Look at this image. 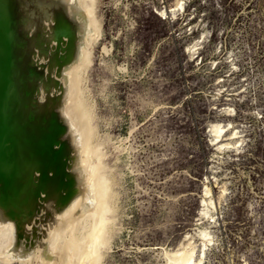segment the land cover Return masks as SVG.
<instances>
[{
	"label": "rangeland",
	"instance_id": "rangeland-1",
	"mask_svg": "<svg viewBox=\"0 0 264 264\" xmlns=\"http://www.w3.org/2000/svg\"><path fill=\"white\" fill-rule=\"evenodd\" d=\"M80 1L73 18L59 2L45 1L39 19L30 15L25 62L0 48V102L16 65L30 74L34 68L30 96L46 101L38 112L49 137L30 174L29 203L15 210L0 111V251L7 257L0 252V264H48L52 252L51 264H78L90 248L89 264H182L187 256L191 264H264V0H95L99 28L90 35L78 24L89 0ZM73 38L89 51L79 81L92 110L96 155L89 157L63 116L71 76L63 61ZM215 124L223 128L216 142ZM95 176L113 183L109 224L96 233L99 218L79 214L82 197L71 193L77 184L96 188ZM69 240L78 252L60 258Z\"/></svg>",
	"mask_w": 264,
	"mask_h": 264
},
{
	"label": "bare ground",
	"instance_id": "bare-ground-1",
	"mask_svg": "<svg viewBox=\"0 0 264 264\" xmlns=\"http://www.w3.org/2000/svg\"><path fill=\"white\" fill-rule=\"evenodd\" d=\"M44 1L47 3V6L50 5V2H59L61 4V8L62 9L65 8V10H66V12H67V14L69 15L70 18H73L74 17L73 15L75 14V11L80 7L79 6V3L81 4V1L80 0L79 1H77V0H0V48L3 49L4 55L8 59L13 58L14 61H17L18 62V61H20L23 58L22 59L23 61H21V62H25V58H26V56H28V53L29 52L27 51L28 49H25V48H28L27 47L28 45L26 46L25 43H24V45L26 47L23 46V41H24L23 33L26 35V34H29V32L28 31H24V28H27L28 23L30 24L29 19H30V15L31 14H34L33 19H36L37 20V19L40 18L41 14H43L46 11L47 6H45L46 8L45 7L43 8L44 10L42 9V7H40V9H39L40 4L45 3ZM94 3H95V0H89V2L87 1V3L84 5V7H81L82 8V14H81L82 15V18L80 17V19L78 20V24H79L80 28L82 29V31H85L87 34H88V32L92 28H95L97 30L99 28L98 21L94 17V10H93ZM181 4H182L181 3V0H178L176 6L181 5ZM42 6H43V4H42ZM57 13L59 14L60 19H61L62 17L60 15V11L57 10ZM60 19H59V21H60ZM26 22H27V24H26ZM71 23H73V22L71 21ZM70 28L72 29L71 26H70ZM62 29L64 30V28H62ZM81 29H79V30H81ZM74 30H75V28H74ZM72 31L73 30H71V32ZM25 32H27V33H25ZM94 33H96V30H94ZM90 34H88V35H90ZM27 36H29V35H27ZM70 37H71V35H70ZM73 37L75 38V35ZM64 38H65V36H64ZM74 38L71 40L72 42L68 46L69 49H68L67 55L64 56L65 59L63 61V63L65 62V67H64L65 70H64V72L67 71V70H69V71H67V72H69L67 75H69V74L71 75L70 76V79L68 77V81L66 82V85H65V87L67 88V93L66 94H69L68 95L69 96V99H67L68 100L67 107L65 106L66 107V112H65V114L63 116L66 117L67 121L69 122V124L71 126V129L70 130H72L71 133L73 132V136L76 134L75 136H77V137L74 136V138H76L74 140L75 141L77 140L78 147L80 146L82 154L83 155L85 154L87 156L88 155L93 156V155H96V153H95L96 150L94 151V149H92L90 147V141L93 139V136H94V130L90 127V123L92 124V122H90V117H91L90 110L91 109L88 110V108L86 107V105H85L86 102H84L85 99L83 100L82 93H81L83 91L80 92V89H79L80 75H82L83 70L85 69V67L89 63V51L87 49L88 46H85V43H84V41H82V39L81 40H76ZM87 45H89V44H87ZM30 52H32V50H30ZM4 55H2V56H4ZM3 59H6V58H3ZM13 59L11 61H13ZM50 60H52V58ZM77 60L80 61V63L78 65H72V63L74 61H77ZM26 61H27V59H26ZM1 65H3L2 62H1ZM15 65H16V63H15ZM15 65L13 67H15ZM29 65H32V63L30 62ZM26 69H28V68H26ZM26 69L23 68V64L19 63L18 65H16L15 69L12 70L13 72H11L12 74H10L11 80H9V82L11 81V84L7 88L8 90H6L7 91V96L4 95V96H6V98L4 99L3 102H0V111L3 114V115L2 114H0V115H2V117H4L3 119L6 120V124H7V125H3L4 122H5V120H4V121H2L3 124H2V122H0V124L3 125L2 127L0 125V127L3 129L5 126H8V129H9L8 130L9 132L7 131V129L5 131L6 133L7 132L9 133L7 135V141H8L7 143L8 144L5 143L6 145H8V147L6 148L7 151H5V153L2 151V153H3L2 154L3 155L2 157L4 159H6V161L8 163L9 162L11 163V165H10L11 168L9 167L10 169L8 170L9 171V174H11L10 175L11 177L9 176L8 173L7 174H8V178H10V180H9L10 181V184L11 185L13 184V188L11 187L12 190H13L12 192H14L15 195H16L15 200H14L15 201V205H14L15 206V210H16V205H19L22 208L21 211L23 209H25L27 207L28 203H29L28 198L31 195V193H29V191H30V184H31V182H30V174H31V171L34 170V167H36L35 166V165H37L36 163L37 162L40 163V159H43L44 155H46L45 153L44 154L41 153V151H42V148L48 146V144H49V137L41 129V124H40L41 123V119H40L41 113L38 112L39 110L41 111L40 107H42V106L45 107L46 106V101L38 102V103L37 102L36 103H33L34 100H36V99H34L35 97L32 98L30 96V94L32 93L31 88L33 87V81H34L33 80V70H34V68L32 69V74H30V70H28V72H29L28 73L26 71ZM7 72L9 73V71H7ZM70 72H72V73H70ZM37 74L38 73H36V75ZM65 77H66V75H65ZM3 79H4V75H3ZM0 87H1V85H0ZM60 87L63 88L61 86V84H60ZM54 88H56V86ZM46 89H47V87H46ZM63 89H65V88H63ZM82 90H84V89H82ZM84 92H85V90H84ZM62 94H63V92H62ZM66 94H64V96H67ZM45 95H46V93H45ZM36 96H38V95H36ZM64 96H63V99L64 100L61 99V98H60V100L65 102L67 100H65V97ZM68 96H67V98H68ZM60 97H61V94H60ZM0 101H2V100H0ZM40 101H41V99H40ZM87 106H89V105L87 104ZM58 108H60V107L58 106ZM56 110H58V109L56 108ZM64 111H65V109H64ZM60 112H61V110H60ZM2 117H0V118H2ZM62 122L64 123L66 121H63L62 120L61 123ZM65 124H68V123H65ZM57 125H59V124H57ZM62 125H64V124H62ZM227 127H228V125H227ZM4 130L5 129H3V131ZM222 131H223V128L219 124H215L213 126V132L215 133V140H214V142H216L218 140V138L220 137V134L222 133ZM67 134H69V132ZM231 135H234V133H232ZM66 136H68V135H66ZM64 138H66V137H63V139ZM220 139H221V137H220ZM65 141H63V142H65ZM63 142H61V143H63ZM68 143H70V142L68 141ZM3 144H1V145H3ZM72 144L73 143H71V146H72ZM228 144L229 143L219 144L217 146V149H222V146L223 145H228ZM6 145H4V146H6ZM61 147H63V144H62ZM58 151L59 150H57V153H58ZM82 154L80 156H82ZM64 157H65V155H64ZM88 157L85 158V159H88V161H89V158ZM58 160H59V158L56 160V165H58ZM2 162L4 163L5 160H3ZM59 162H60V160H59ZM83 162H85V161H83ZM1 166L4 168V164L2 165V163H1L0 168H1ZM71 166L68 165V167H71ZM85 166H87V165H85ZM83 167H84V165H83ZM100 167H102V166H100ZM37 168H38V166H37ZM54 168H56V167H53L52 169H54ZM66 168H67V165H66V167L64 169H66ZM103 169L104 168H100V170H103ZM0 170H1L0 171V174H2L1 172H3V171H2V169H0ZM4 171H6V169ZM61 172H62L61 174H66V171L61 170ZM7 174H5L4 176L1 175V176H3V178H6L5 176H7ZM60 177L62 178V176H60ZM0 180H2V179L0 178ZM93 180L95 181V184L97 185V186H95L96 188H94L95 190L94 189L92 190L91 187H88V184H85V185H78L77 184V187L76 188H74L75 185H74V187H71V190H72L71 193L72 194L74 192L75 193H79V195H81V197H82L80 200H78V201L81 202V203H79V205L80 204L82 205V207L80 209L81 211L79 212V214L82 212V215L85 216V215L90 214V213L91 214L95 213L94 216H96V217L99 218L98 219V222L99 223L97 225L98 227L95 226L97 228H95V230H94V233H96V231L98 230V228L99 229L100 228L102 229L107 224H109L108 223L109 221L106 219V216L109 215L108 214L109 212H112V206L110 205L109 200H110L111 197H113L112 194H111L113 192V191H111L112 190L111 187L113 186V183L110 180H108V178H106L105 176H99V177L94 178ZM7 183L5 185L6 187H8L7 186ZM52 183H53V181L51 180L50 181V184H52ZM111 183H112V186H111ZM1 184H3V183H1ZM89 186H90V183H89ZM11 188H10V191H11ZM3 190H5L7 192V189H3ZM6 195H7V193H6ZM27 195H28V197H26ZM7 199H8V197H7ZM112 201H113V199H112ZM215 206H216V204H215ZM78 210H79V206H78ZM5 212H6V210H4L3 208L0 209V219L2 217L3 218H6L5 217V214H6ZM106 213H107V215H106ZM74 215H75V217L73 219L68 220V222L66 224H69L70 222H75L76 221V217H77V214L76 213L73 214V215H71V217H73ZM90 215H87V216H90ZM7 217L9 218V216H7ZM79 218L82 219V216H80ZM91 218H92V216H91ZM0 221H2V220H0ZM2 223H4V222H2ZM88 225H90V224H88ZM95 225H96V222H95ZM70 226L68 225V227H66V228H70ZM12 228H9V229H12ZM82 228H85V227H82ZM82 228H81V230H82ZM7 231L10 232L9 230H7ZM102 231L104 232V230H102ZM83 233H82V236H83V239H84V237H85L84 234L85 233L84 234ZM99 234L100 233L98 232L97 234H95V236L94 235H92V236H94L96 238V237L99 236ZM18 236H20V235H18ZM100 236H102V239H103V235L100 234ZM66 237H67V234H66ZM1 238L3 239L2 236H1ZM14 238H15V236L13 238H11V240L13 239L14 242H15V239ZM69 239H71V235H70V238ZM13 240H12V242H13ZM10 243L11 242L9 240V243L8 244H10ZM91 244H93V243H91ZM100 244H102V243H100ZM100 244H98V245H100ZM103 244H105V243H103ZM10 245L13 246L12 243ZM73 245L74 244H73L72 240L71 241L69 240L67 243L65 242V245L61 248V250L59 249L57 251V253H59L58 255L60 256V258H64V259H68V260L73 259L74 254H77V252H78L77 249ZM50 246H51V244H50ZM88 246H89V244H88ZM93 246H94V244H93ZM8 247H6V249ZM95 247H96V245H95ZM58 248H56V250ZM2 249L3 250H6V249H4V247ZM52 249L50 250V252L52 251ZM92 249H94V248H90V249H88V251L89 250L92 251ZM7 250H10V249L8 248ZM7 250H6V252H7ZM0 252L2 253V256H5L6 255V254H3L5 251L4 252L3 251H0ZM32 252H33V250L31 251V254H32ZM87 252L86 253L84 252L85 255L82 256L81 258H80V254H78V256H77V258H78V261H77L78 264H89V259H91V257L93 258V254L96 253V250L95 251L93 250V252H95V253H93L92 255H90V253L89 252L87 253ZM52 253H49L45 257V260H46L45 262L46 263L48 262V264H51L52 256L50 254H52ZM16 255L19 256L18 253L15 254V256ZM29 257H31V256H29ZM5 258H7V257L5 256ZM16 259H17V257H16ZM23 259H24V261H23V263H24L25 262V257ZM101 259H103V258H101ZM13 260L14 261H17V260H15V258ZM96 260H98V258ZM183 260L184 261H183L182 264H191L189 256H187L186 258L184 257ZM11 261H12V258H11ZM11 261H10V263H11ZM18 261H20V260H18ZM96 262H94V263H96ZM66 263H67V261H66Z\"/></svg>",
	"mask_w": 264,
	"mask_h": 264
}]
</instances>
